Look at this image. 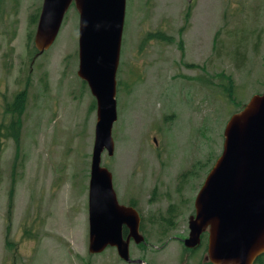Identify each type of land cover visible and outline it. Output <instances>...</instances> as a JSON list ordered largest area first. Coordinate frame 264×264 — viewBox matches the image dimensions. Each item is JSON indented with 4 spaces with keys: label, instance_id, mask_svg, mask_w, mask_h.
I'll list each match as a JSON object with an SVG mask.
<instances>
[{
    "label": "rangeland",
    "instance_id": "obj_1",
    "mask_svg": "<svg viewBox=\"0 0 264 264\" xmlns=\"http://www.w3.org/2000/svg\"><path fill=\"white\" fill-rule=\"evenodd\" d=\"M42 3L0 0V264H126L113 248L89 252L97 116L77 75L79 14L68 13L56 44L33 63L29 18ZM157 32L169 42L144 44ZM222 74L233 78V102ZM117 78L115 153L105 152L102 163L120 201L136 203L147 220L148 246L132 243V258L202 264L204 248L190 253L183 240L198 191L223 151L227 121L264 91V0H127ZM24 89L16 141L6 136L12 119L5 108ZM208 158L207 169L182 176ZM169 206L175 230L161 237L149 218Z\"/></svg>",
    "mask_w": 264,
    "mask_h": 264
},
{
    "label": "water",
    "instance_id": "obj_2",
    "mask_svg": "<svg viewBox=\"0 0 264 264\" xmlns=\"http://www.w3.org/2000/svg\"><path fill=\"white\" fill-rule=\"evenodd\" d=\"M73 1L80 12L79 76L97 100L96 138L90 182V251L118 248L128 263L146 264L130 257L133 239L145 242L140 233L139 212L121 205L111 172L102 166L107 150L114 154L113 126L117 113V72L127 0H45L36 48L40 54L56 40L64 16ZM196 216L190 218L188 248L201 243L210 229L211 264H254L264 254V94L255 96L232 117L225 130L222 156L196 199ZM129 236L125 240L123 229Z\"/></svg>",
    "mask_w": 264,
    "mask_h": 264
},
{
    "label": "trees",
    "instance_id": "obj_3",
    "mask_svg": "<svg viewBox=\"0 0 264 264\" xmlns=\"http://www.w3.org/2000/svg\"><path fill=\"white\" fill-rule=\"evenodd\" d=\"M189 13H190V11H189ZM37 19H38V15L36 14L35 16H33L31 18V24H36ZM151 39H163V38L159 35H152ZM25 101H26L25 93L19 94L16 97L14 103L9 106V111L13 114L21 115V113L23 112L24 107H25ZM20 118L21 117L12 119V124L8 128V133H7V135L9 136L8 138L15 139L16 141H18L19 134H20ZM210 164H211V160L208 159L206 162L201 163L197 166V171L205 170L206 167L209 166ZM17 168H18V164L15 165L13 175H12L13 176V182H14L15 186L17 185ZM170 225H171V222L166 221V225H164L163 231L165 232L167 227ZM167 230H169V229H167ZM256 264H264V256L260 257L257 260Z\"/></svg>",
    "mask_w": 264,
    "mask_h": 264
}]
</instances>
